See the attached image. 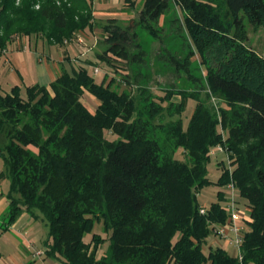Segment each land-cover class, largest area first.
I'll list each match as a JSON object with an SVG mask.
<instances>
[{
	"label": "trees",
	"instance_id": "obj_1",
	"mask_svg": "<svg viewBox=\"0 0 264 264\" xmlns=\"http://www.w3.org/2000/svg\"><path fill=\"white\" fill-rule=\"evenodd\" d=\"M175 1L189 12L181 21L192 50L188 58L198 54L203 61L205 52L213 54L216 66L206 75L211 93L240 106L236 120L222 111L227 139L217 132L215 115L197 103L185 129L180 121L170 126L189 163L162 158L147 129L160 109L148 106L149 123H142L139 99L112 90V80L95 83L86 67L62 70L48 87H27L25 97L12 87L0 93V182H9L0 232L22 213L41 218L48 228L46 258L60 264H264V57L229 35L209 4ZM222 1L235 29H242V18L252 26L264 24V0ZM57 2L0 0V51L12 40L33 36L63 46L91 29L87 0ZM166 7V0H144L139 21L133 19L126 30L114 25L106 31L109 45L97 59L142 61L141 53H134L139 46L131 30ZM85 93L97 101L93 113L80 101ZM104 131L116 140H106ZM217 146L225 147L234 169L223 170L213 183L207 165ZM228 183L249 210L241 262L222 248H205L211 227L227 220L222 194L203 207L204 215L197 201L202 188ZM97 222L109 235L100 258L104 239L92 234ZM85 234H91L89 243Z\"/></svg>",
	"mask_w": 264,
	"mask_h": 264
},
{
	"label": "rangeland",
	"instance_id": "obj_2",
	"mask_svg": "<svg viewBox=\"0 0 264 264\" xmlns=\"http://www.w3.org/2000/svg\"><path fill=\"white\" fill-rule=\"evenodd\" d=\"M136 1L137 3L141 2V5L137 6V11L132 19L114 20L115 22L108 20L94 22L93 20L91 29L77 34L71 40H65L63 46L52 45L37 36L31 37L30 43L23 45L24 49L19 48L16 43H8L5 49L0 51V87L9 91L12 87L17 86L20 94L25 97L27 87L35 85V82H41V79L46 76H54L59 66L57 64L59 53H61L64 61L61 71L71 72L72 69L79 70L86 67L95 83L99 84L104 81L107 84L112 80V90L119 93L126 92L133 98H138V110L142 123L148 121V106L159 108L152 124L147 122L149 123L148 137L154 138L160 145L162 158L189 163L185 152L175 146L170 126L180 121L185 129L196 104L203 103L215 115L217 132L224 142L228 137V131L223 125L222 111L225 112L229 120H236L235 113L239 112L240 106L226 100L223 96L211 93L206 75L209 67L213 69L216 66L213 54L209 55L208 52H205L203 61L198 54L188 58L192 50L181 21L189 12H182L175 0H166L167 7L158 18L145 17L140 24H137L135 30H131V33L133 31L136 35L133 43L139 46L136 51L134 50V53H141L142 61L136 60L128 63L127 60H115L107 56V64L97 59L98 55H102L109 45V42L107 43L105 40L108 35L106 31L112 32L114 25L126 30L133 19L139 21V12L144 0ZM200 1L209 4L213 13L221 16L222 23L229 28V35L234 36L239 43L250 48L257 55L264 57V24L259 27L252 26L245 18H242V29L237 30L232 25V19L227 14L222 0ZM109 7V4L103 2V4L97 5L96 9L99 13H103ZM104 19L106 17H102V20ZM23 40L27 41L26 38ZM6 59L9 61L8 63H5ZM95 70L98 71L96 74H94ZM179 93L183 94L185 100ZM80 101L90 112L93 113L96 110L97 101L88 93L81 96ZM180 104L181 106H179ZM104 137L108 141L116 140V136L109 131H104ZM29 149L34 153L37 152L36 148L32 146H29ZM233 169L234 166L230 164L226 152H217V147L210 149L207 177L211 182L216 183L223 170H229L231 173ZM3 170V162L0 159V172ZM8 187L7 179L0 182V219L6 213L4 204ZM219 192L222 194L220 205L225 206L226 198L232 196L237 202L241 217L250 223L246 200L239 197L235 188L230 191L226 185L222 187L213 184L206 186L197 194L199 205L209 207L212 203L217 202ZM18 220L7 232L0 235V264L27 263L28 260L35 259L33 254L36 251L43 254L34 264H60L46 258L44 253V241L48 232L46 223L41 218L34 220L27 215L21 218L19 216ZM243 227L245 230L248 228L244 221ZM92 234L104 239V243L96 254V257L100 258L106 251L109 235L103 231L101 222L95 223ZM90 240L91 234H85L84 242L89 243ZM209 247L222 248L233 257H236L237 254L224 241L216 239L211 234L205 245V248Z\"/></svg>",
	"mask_w": 264,
	"mask_h": 264
},
{
	"label": "crops",
	"instance_id": "obj_3",
	"mask_svg": "<svg viewBox=\"0 0 264 264\" xmlns=\"http://www.w3.org/2000/svg\"><path fill=\"white\" fill-rule=\"evenodd\" d=\"M87 1L91 5L94 22L95 21L96 22H105V21L110 20V19L117 20V21H125V19H129V18L132 19L133 16H134V13L137 11V8H138L137 6L141 5V2L137 3L136 0H87ZM103 2H106V4H109L110 7H109V9L104 11L103 13H99V11H97V9H96V6L100 5V4H103ZM128 2H130L131 4L128 3ZM102 17H106V19L102 20ZM25 38L12 40L10 43H16L19 48L24 49L25 46H23V45H25V43L26 44L30 43L29 42L30 38H26L27 41L24 42L23 39H25ZM39 41H40V39H39ZM62 58H63L62 54L59 53L58 62H57V64L59 66L57 67V71L55 72L54 76H51V77L46 76V77L41 79V82H35L36 83L35 85L48 87L50 85V83L53 82L60 74L61 68L63 67L62 64H64V61H63ZM8 62L9 61L6 59L5 63H8ZM32 86H34V85H32ZM29 87H31V86H29ZM9 91L3 90L0 87V93L1 94L7 93ZM4 205H6V209H7L8 202H7L6 199H5V204ZM25 215H27V214L26 213H22L20 215V218L22 216H25ZM19 220L17 219L16 221H19ZM0 223H1V219H0ZM11 227L12 226H10L9 229ZM3 233H5V232H0V235H2ZM32 254H31V256H32ZM40 258H35L33 260L30 259L31 261L28 260L27 263L14 262V263H11V264H34V262L37 261Z\"/></svg>",
	"mask_w": 264,
	"mask_h": 264
},
{
	"label": "built area",
	"instance_id": "obj_4",
	"mask_svg": "<svg viewBox=\"0 0 264 264\" xmlns=\"http://www.w3.org/2000/svg\"><path fill=\"white\" fill-rule=\"evenodd\" d=\"M18 1L19 0H17V3ZM55 1L57 2L58 0ZM57 4L59 3L57 2ZM35 8L38 9V6ZM94 72V74H96L98 71L95 70ZM223 151L226 152L223 147L217 146V152L222 153ZM226 188L230 191H233L235 187L232 183H230L226 185ZM223 207L227 213V220L224 224L213 225L211 227V235H213L216 239L224 241L227 246L233 248L237 252L236 257L238 258L239 262H241V245L245 232L243 221L246 223L247 221L241 217V213L237 207V202L232 196L231 198H226V205ZM199 213L204 215L205 209L200 207ZM42 254V252L36 251L33 254V258H40Z\"/></svg>",
	"mask_w": 264,
	"mask_h": 264
}]
</instances>
